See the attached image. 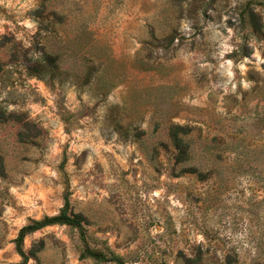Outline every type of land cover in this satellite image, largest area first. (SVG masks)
Wrapping results in <instances>:
<instances>
[{"label":"rangeland","instance_id":"rangeland-1","mask_svg":"<svg viewBox=\"0 0 264 264\" xmlns=\"http://www.w3.org/2000/svg\"><path fill=\"white\" fill-rule=\"evenodd\" d=\"M65 195L26 264H264V0H0V264Z\"/></svg>","mask_w":264,"mask_h":264},{"label":"trees","instance_id":"trees-1","mask_svg":"<svg viewBox=\"0 0 264 264\" xmlns=\"http://www.w3.org/2000/svg\"><path fill=\"white\" fill-rule=\"evenodd\" d=\"M68 204H69L68 199H67V196L65 195L64 207L57 215L52 216V217H44L40 221H31L29 224L23 226L18 231V234L14 240V248H15L17 255L21 258L20 264H26V262H27V256L22 249V241L27 234L33 233V232L38 231L44 227L52 226V225H67L70 227H75L81 232L82 228L80 225L79 217L74 216V215L71 216V215L67 214ZM80 258L81 259L91 258V259H95L97 261L106 260L103 255L93 253L87 249H85L81 253ZM118 264H121V263H118Z\"/></svg>","mask_w":264,"mask_h":264}]
</instances>
